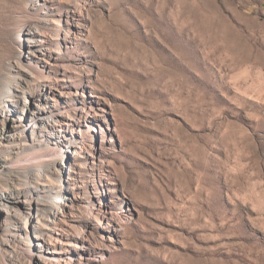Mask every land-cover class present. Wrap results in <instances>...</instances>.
<instances>
[{
    "label": "rangeland",
    "instance_id": "obj_1",
    "mask_svg": "<svg viewBox=\"0 0 264 264\" xmlns=\"http://www.w3.org/2000/svg\"><path fill=\"white\" fill-rule=\"evenodd\" d=\"M0 191V264H264V0H0Z\"/></svg>",
    "mask_w": 264,
    "mask_h": 264
},
{
    "label": "bare ground",
    "instance_id": "obj_2",
    "mask_svg": "<svg viewBox=\"0 0 264 264\" xmlns=\"http://www.w3.org/2000/svg\"><path fill=\"white\" fill-rule=\"evenodd\" d=\"M31 1H34V0H30V2ZM68 72L70 74H77L76 69L74 67H71V66L69 67ZM23 97H24V105L22 106L21 112H22V114H25L26 111L27 112L29 111L30 106H32L31 105L32 103H31L30 98L27 95H23ZM50 118H52V117H50ZM44 122H46V121H44V120L42 121L41 120V121H38V122L36 121L33 124L34 125L35 124H41V123H44ZM67 152L69 153L70 151H67ZM61 158H65V154H63L61 156ZM55 172H57V174H58L57 175L58 177H57L56 180L59 181L58 178L61 175V171L60 170L59 171L56 170V162L52 161L50 163L45 162V163H42L40 165H32V166L30 165V166H28V167H26V168H24L22 170L21 176L23 178H25L26 180H31V179L33 180V179H38L41 176H49L50 174L55 173ZM24 193L25 192L22 191L21 199L16 203L17 205L15 207H8V206H5V205L0 203V215H1V213L2 214L4 213L6 218L10 221V223H11L12 227L14 228V230H16L18 232L19 231L20 232L21 231H28V229L30 228L29 225H31V224L34 225L35 224L34 228H33V232L35 234V238L37 239L39 237V228L40 227L37 226L36 223L41 221V218H43V217H41L39 209H36V214L35 215H30V217L25 215V214H23L21 212L20 209H21L22 205L25 204V201L22 200V198H26V195ZM3 200H5V198H3V193H1V191H0V202L3 201ZM53 200H54V203L50 202V204L58 205L59 203L62 202L63 198L60 195H56ZM46 215H47V212H46ZM3 241H4V243H8V240H6L4 238H3ZM26 243H27L28 248L30 250L31 247H33V245L31 244V242L29 240L26 241ZM35 246H38V244H36V245L34 244V247Z\"/></svg>",
    "mask_w": 264,
    "mask_h": 264
}]
</instances>
